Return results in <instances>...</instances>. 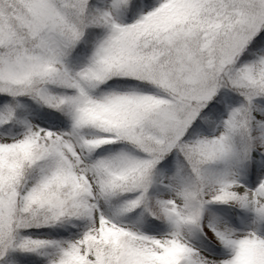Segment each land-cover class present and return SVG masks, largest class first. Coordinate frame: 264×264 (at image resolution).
Listing matches in <instances>:
<instances>
[{
    "label": "snow or ice",
    "instance_id": "obj_1",
    "mask_svg": "<svg viewBox=\"0 0 264 264\" xmlns=\"http://www.w3.org/2000/svg\"><path fill=\"white\" fill-rule=\"evenodd\" d=\"M0 264H264V0H0Z\"/></svg>",
    "mask_w": 264,
    "mask_h": 264
}]
</instances>
